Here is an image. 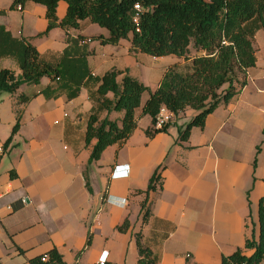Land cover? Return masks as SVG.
Listing matches in <instances>:
<instances>
[{"label":"crops","instance_id":"crops-1","mask_svg":"<svg viewBox=\"0 0 264 264\" xmlns=\"http://www.w3.org/2000/svg\"><path fill=\"white\" fill-rule=\"evenodd\" d=\"M13 1L0 0V11H5L0 14V26L6 32L33 44L49 62H56L67 47L75 56L86 55L92 75L72 100L66 94L47 98L42 93L52 84L47 77L37 85L25 83L12 93L11 122L16 121L17 106L22 108L24 122L8 147L1 144L5 154L0 156V264H31L30 259L53 248L66 264H97L104 252L106 264H137V233L158 256V264H221V257L244 247L247 238L258 240V206L264 195V39L259 46L257 38L263 29L253 39L257 60L247 70L246 85L209 114L203 128L194 127L189 138L181 141L180 133L190 120L180 126L174 117L167 132L148 137L152 120L149 124L146 116L140 119L139 107L137 128L130 138L108 146L99 160L89 164L92 145L85 144V131L90 114L98 107L100 77L111 69H127L154 91L171 66L168 63L176 59L133 51L128 39L102 44L94 37L107 36L108 30L87 20L80 29L56 27L39 36L47 27L46 8L28 2L18 20L16 13L8 11ZM63 2L57 7L59 19L67 12ZM4 36L0 31V38ZM196 54L205 55V51L193 50L190 58ZM180 58L174 64L187 69L191 60ZM2 61L9 62L8 66H2ZM3 68L21 75L16 57L0 56ZM123 76H118L119 82ZM83 94L85 104H77ZM21 95L31 99L19 103ZM38 100L39 106L33 109ZM65 100L75 106L74 116L65 111ZM31 110L41 111L38 117L54 113L60 118L55 124L62 122L61 133L41 136L33 128L25 129L35 123ZM106 116L119 120L123 113H101V118ZM194 116L195 112L189 115ZM7 135V131L0 133V143ZM120 165L129 174L115 178L113 171ZM158 167L161 178L147 193ZM143 204L151 211L146 222ZM126 220L128 230L119 231ZM253 252L245 251L247 255Z\"/></svg>","mask_w":264,"mask_h":264},{"label":"trees","instance_id":"trees-1","mask_svg":"<svg viewBox=\"0 0 264 264\" xmlns=\"http://www.w3.org/2000/svg\"><path fill=\"white\" fill-rule=\"evenodd\" d=\"M60 1L67 3V12L62 19L57 16ZM28 2L41 4L46 8L47 27L39 36L47 35L52 29H80L87 20L108 30V35L94 37L102 44H118L123 39L131 42V50L154 57L176 55L191 60L187 69L178 64L169 66L154 91L128 70L111 69L99 79L97 88L98 107L89 116L85 131V144L92 145L89 164L101 158L105 149L114 144H123L137 128L136 110L151 117L152 125L146 130L148 137L167 132L170 123L156 128L157 116L163 106L175 117L189 109L197 111L180 133V140L186 141L194 127L203 128L206 118L220 104H227L245 85L247 70L256 64V50L253 39L258 30H264V0H14L11 9L21 5V11ZM140 4L142 12L139 24L134 23L135 5ZM5 11H0L4 14ZM5 38H0V56L18 59L21 75L14 71L0 69V92L15 93L21 85L39 84L47 77L52 84L42 93L47 98L66 94L72 100L80 95L84 83L92 73L86 55L71 53L66 48L56 62L46 61L37 48L24 39L13 38L0 26ZM80 38H83L82 36ZM92 39V38H91ZM69 41V39H68ZM205 51V55H195ZM124 74L121 82L118 76ZM149 97L142 104V95ZM112 94V97L109 96ZM19 103L31 99L19 97ZM105 111L122 112L121 119L101 118ZM22 111L17 112L13 134L21 126ZM264 133V131H263ZM13 135L5 142L7 147ZM260 146L254 159L257 166ZM161 167L150 179L147 193L156 188L160 180ZM14 176V173H11ZM143 222L148 220L150 209L142 206ZM258 240L247 238L244 247L221 257V264H260L264 259V195L259 201ZM129 221L118 227L127 231ZM139 259L137 264H158V256L142 241V234H136ZM90 244V239L88 241ZM253 249L251 255L246 250ZM48 256L47 261L42 257ZM31 264H66L57 248L30 259ZM201 264V263H194Z\"/></svg>","mask_w":264,"mask_h":264},{"label":"rangeland","instance_id":"rangeland-1","mask_svg":"<svg viewBox=\"0 0 264 264\" xmlns=\"http://www.w3.org/2000/svg\"><path fill=\"white\" fill-rule=\"evenodd\" d=\"M64 3V5H66V3L65 2H63ZM12 5V4H11ZM11 5H9V7H8V11H9V13L10 12H14V13H16L17 15H18V20L20 19H22L23 18V15H24V12H22V11H20V10H18V9H11ZM32 5H35V6H38V7H44L43 5H41V4H36V3H34V2H32ZM14 15V14H13ZM97 27H99V26H97ZM102 29V28H101ZM105 29V28H104ZM105 31H107L106 29H105ZM263 39H264V30H261V34H260V36L257 38V45H259V46H262V43H263ZM194 54V53H193ZM166 57H168V58H166V59H168L169 61H172V60H175L176 59V61H173L172 63L174 64L175 62H177L178 60L179 61H181V58L180 57H178V56H172V55H169V56H166ZM151 58H153V57H151ZM154 59V58H153ZM8 63L9 62H7V61H2L1 62V65L2 66H8ZM11 63H13L12 61H11ZM156 62L154 61L153 62V64H152V67H154V69H156L157 67H158V65L157 64H155ZM172 63L170 62V63H168V64H170V65H172ZM14 64V63H13ZM182 70H185V68H181ZM165 72V71H164ZM153 73H154V75H153V77H156L157 75H158V73L157 72H155V71H153ZM163 75H164V73H162ZM163 75H161V76H163ZM40 86H42V83L40 84ZM17 97V96H16ZM19 97V96H18ZM86 96H85V94H83L82 95V98H80V99H78L77 100V104H85V101H86V98H85ZM149 97V92L148 91H145L144 93H143V97H142V104H144V102L146 101V99ZM12 98H14L13 97V94L12 93H9V92H0V106H1V114H2V117H3V119L0 121V129H1V131H3V132H1L0 131V133H4V131H7L8 132V137H7V139H6V141L13 135V138L15 137V136H17V134H18V132H21V129H19L16 133H14L13 134V128H14V126H15V124H16V122H17V112L18 111H22V108H20V106H17V109H16V113H15V115H16V121H12L11 122V117H12V112H11V107L9 106V104L11 103V101H12ZM20 98H18V100H19ZM85 99V100H84ZM17 100V101H18ZM39 102H41L40 100H38V101H35L32 105H33V109H34V106L37 108V106H39ZM56 102H53L52 103V105L53 104H55ZM23 104V103H22ZM20 105V104H19ZM48 105V104H47ZM63 106H64V108H65V111L66 112H68V113H70L71 114V116H74L76 113V110H75V106H73V104H71L70 103V101H67V100H65L64 102H63ZM31 112H32V114H33V117H34V121H35V123H33V121L31 122V123H28V125H25V129H31V128H33L35 131H36V133L38 134V135H41V136H48V135H51V136H56V135H59L60 133H61V131H62V122H61V124L59 123V124H55V120L57 119V120H60V118H58L54 113H52V112H50V111H47L46 112V114H45V112H43L42 113V115L41 116H39L38 117V115H40V113H41V111H34V110H31ZM195 112V114H196V112L197 111H195L194 109H189V110H187V114L185 115V114H183V115H179V116H177V117H175V122H178L177 124L178 125H180L181 126V124H183V123H185V121L186 120H191L193 117H189V115L191 114V113H194ZM23 114V113H22ZM141 117H140V119L141 118H143L144 116H146L147 117V119H149V124L151 123V118H150V116H148V115H140ZM12 119H13V117H12ZM23 119L24 118H22L21 117V126H20V128L22 127V124H23ZM31 119H28L27 121H30ZM40 121H42V123L40 122ZM88 122V121H87ZM190 122V121H189ZM33 123V124H32ZM143 124H145V120H143L142 121V123H141V125H143ZM33 125V127H31ZM20 135V134H19ZM147 135V134H146ZM13 138H12V141H13ZM6 141H2L3 143H0V144H2L3 146H4V144H5V142ZM11 141V142H12ZM11 142L9 143V144H11ZM67 144V143H66ZM9 146V145H8ZM7 146V147H8ZM5 153H3L2 155H4ZM6 155H7V153H6Z\"/></svg>","mask_w":264,"mask_h":264},{"label":"built area","instance_id":"built-area-1","mask_svg":"<svg viewBox=\"0 0 264 264\" xmlns=\"http://www.w3.org/2000/svg\"><path fill=\"white\" fill-rule=\"evenodd\" d=\"M22 6L18 5V10H21ZM142 7L140 4H136L135 5V14H134V23L139 24V20H140V16H141V12H142ZM175 117V114L170 111L169 109H167L165 106H163L157 116V120H156V128H162L165 124L170 123L173 121ZM4 153V149L3 146L0 144V156ZM125 165H120L115 167V170L113 171L112 176L115 178H122V177H127L128 176V172L126 171L125 173H123V171H125L123 169ZM11 208V207H10ZM48 256L45 255L44 257H42V261H47ZM107 263V254L106 252H104L97 264H106Z\"/></svg>","mask_w":264,"mask_h":264}]
</instances>
